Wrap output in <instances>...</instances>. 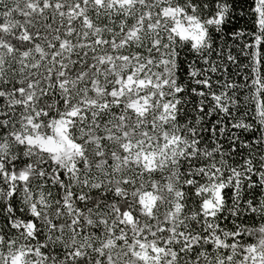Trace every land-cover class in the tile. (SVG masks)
Masks as SVG:
<instances>
[{"label": "snow or ice", "instance_id": "6c2138e0", "mask_svg": "<svg viewBox=\"0 0 264 264\" xmlns=\"http://www.w3.org/2000/svg\"><path fill=\"white\" fill-rule=\"evenodd\" d=\"M0 264H264V0H0Z\"/></svg>", "mask_w": 264, "mask_h": 264}, {"label": "trees", "instance_id": "16d2710c", "mask_svg": "<svg viewBox=\"0 0 264 264\" xmlns=\"http://www.w3.org/2000/svg\"><path fill=\"white\" fill-rule=\"evenodd\" d=\"M186 52H187L186 49H185L184 52H181V59H182V60H186V61H191V60H193V58H194L193 54H187V55H186ZM231 71L234 72V71H235V68H232ZM238 79H239V78H238ZM213 119H215V118H213Z\"/></svg>", "mask_w": 264, "mask_h": 264}]
</instances>
